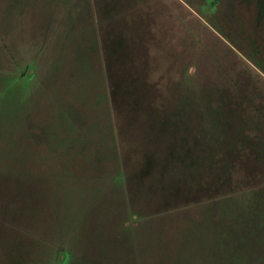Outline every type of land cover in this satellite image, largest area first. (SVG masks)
I'll use <instances>...</instances> for the list:
<instances>
[{
	"label": "rangeland",
	"instance_id": "rangeland-1",
	"mask_svg": "<svg viewBox=\"0 0 264 264\" xmlns=\"http://www.w3.org/2000/svg\"><path fill=\"white\" fill-rule=\"evenodd\" d=\"M28 64L29 83L19 86ZM50 77L57 101L43 89L48 103L39 106L30 98L34 82ZM30 106L45 120L52 108L60 146L76 143L91 155L106 145L94 124L105 126L112 159L102 170L77 165L75 174L111 179L121 167L139 184L121 203L125 215L132 209L151 223L137 240L118 225L122 186L109 192L121 179L115 187L97 180L82 203L72 195L73 210L88 212L80 264H210L213 228L214 264L225 260V238L226 264H264V0H0V121L19 126L16 111ZM8 129L0 135L18 133ZM11 184L0 177V213L25 224L22 208L30 206L42 218L26 224L25 237L0 224V241H15L8 264H47L40 237H66L77 216L56 220L50 193L39 204Z\"/></svg>",
	"mask_w": 264,
	"mask_h": 264
},
{
	"label": "crops",
	"instance_id": "crops-1",
	"mask_svg": "<svg viewBox=\"0 0 264 264\" xmlns=\"http://www.w3.org/2000/svg\"><path fill=\"white\" fill-rule=\"evenodd\" d=\"M31 66L32 65L28 64L26 67V74H20L17 81H15L19 83V86H23L24 84L29 83L28 79L31 77H28L27 73L29 69L32 68ZM53 78L54 77H50L44 80L36 79L37 81L34 82V90L32 91L30 98H32L33 101L39 100V106H42L43 103H45L44 105L48 103L46 101H43V99L38 96L43 89L47 90L48 95L50 97L55 98L57 101L58 97L57 93L55 92V80ZM29 108V110L25 109L21 111H16L17 118L19 117L21 120H24V123L22 124V122H20L19 126L10 127L11 123L8 126H5L3 125L4 122L0 121V130L3 127H7L9 128V131H15L17 127L18 132L16 135L10 138H5L4 134L2 136L0 135V161L3 162L4 158L6 160L5 165L3 167L0 166V177L8 178L9 180H11L13 182V184L11 185L14 189H30L32 191L33 196H38L37 202L39 204L44 202L45 194L50 193L52 195V204L50 208L52 209L56 220L61 221V219L65 217L66 222L68 221L69 215H71L72 218L73 216H77V223L75 226H70V234H67L68 236H62L63 238L57 241H53L56 238L57 233H55V237L52 239L47 237H40L41 240H46L45 244H42L40 242L44 248V254L40 259L43 260V257L46 254L49 257V260L47 259L49 261L47 264H60L59 260L60 257H62V252H64L66 253V258L68 259L69 264L71 263V260L73 261V264H80L82 262L86 254H84V245H82V236H84V233L80 234V232L81 228H87L86 216L88 215V212L84 210H73V208L71 207L72 195L74 193L78 194L80 203H82L84 199L83 195L87 193V191H95V185L97 180H101V182L107 183L115 187L114 183L116 181L113 179H121V181H117L118 186L115 187L116 189H109V192H116L122 186V189L120 191L123 193V196L120 199V217L118 225L120 227L121 232L123 233L124 238L137 240L135 236H143L148 229H151V227L149 226L151 225V223L141 220L142 217L137 216V214H135L137 212L133 211L132 209H130L126 215L123 212L124 210L122 206H124L125 204L123 205L121 203L125 201L126 194L128 196L127 201L128 199L131 201L132 191L135 192V189H137L135 186H139V184H137V182L135 181V174L133 172L123 170V168L121 167H117L116 173L113 174V177H111V179L110 176L112 174L110 172H108V174L104 173L105 175H93L92 177L89 176L87 173L85 174L86 176H79L74 173V170L76 169L77 165H82V169H87L88 171L102 170L104 168L103 166H106V163L110 161V159H112V143L110 135H107L104 130L105 126L103 125V123H98L94 125L101 127V129H99L101 130L100 142L104 143V141H106L104 152H98L99 155H97L92 150L94 154L91 155V152H88L90 148L81 147L76 143L74 145L66 144L60 146L62 143H59V140L63 141V136L57 137V130L53 125L57 124L59 127V123L58 120L54 118V116H52L51 107H46V109H44L45 111H51L50 115L44 112L46 120L43 119V116H37V112L39 111V109L34 110L31 106ZM11 114L13 113H10L9 117L11 116ZM53 121L56 124H53ZM87 125L91 124H88L87 122ZM52 137H55V139H52ZM75 153L83 155L85 154L88 157L75 158ZM90 155L93 156L91 170H89L87 167V161L91 162ZM101 164L102 166L98 167ZM145 169L146 166L144 169H141L142 171L140 170L141 172L138 171L140 172V176H142L146 172ZM144 178L145 177H143V179ZM124 186L126 188L125 191ZM146 186H149V184H146ZM42 187L46 188V190L48 188L49 189L46 192H43ZM140 190H138V192ZM12 192H15V190H13ZM141 193V195H146V191L141 190ZM68 195H70L69 202L67 201ZM64 200H66L65 204ZM213 207L215 209L216 204H214ZM123 213L126 217L123 216ZM39 214V208H35V210L33 211L32 207L23 206L21 215L23 223L25 224L12 222L14 220L7 219L4 213H0V224L12 223L13 226L11 228L18 230L19 232H21V234L23 233L22 237H25V235L30 233V229L26 226V224H34L35 222H39L42 218L41 215L39 217ZM89 224H92L94 226L93 222H90ZM142 224L144 228H141ZM122 227H124V229ZM75 232L79 233V235L81 236L79 240H77L78 237L74 235ZM213 232L216 234L213 235L212 233L213 238L208 244H206V250L204 251V255L206 253L210 254V260L205 261L211 262L212 260L210 264H214V262H216L218 259V231L217 229L214 230L213 228ZM203 238L206 237H202L201 240H203ZM14 242L15 241H12V239L5 240L4 242L0 241V254H2L3 256H7V261H5L6 264H8L11 260L10 249L13 246ZM68 242L71 243L73 250L64 246V243ZM27 243L29 245H32V243ZM182 244L184 246L185 236L183 238ZM211 244L213 247H210ZM227 244L228 241L226 240V238L221 240V246L223 248L228 249L229 247H227ZM74 246L77 248H75ZM227 249L225 250V260L219 262V264L227 263L229 250ZM232 263L233 262L231 261V264Z\"/></svg>",
	"mask_w": 264,
	"mask_h": 264
}]
</instances>
